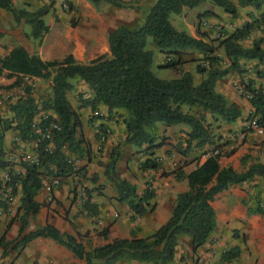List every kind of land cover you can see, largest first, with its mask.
I'll use <instances>...</instances> for the list:
<instances>
[{
  "label": "trees",
  "instance_id": "obj_1",
  "mask_svg": "<svg viewBox=\"0 0 264 264\" xmlns=\"http://www.w3.org/2000/svg\"><path fill=\"white\" fill-rule=\"evenodd\" d=\"M87 1L93 5L102 1L120 8L133 5L131 1L126 0ZM202 1L204 0H154L137 28L116 27L107 36L108 54H99L86 63L76 61L71 54L60 59L43 60L19 44L0 57V75L13 78L9 85H0V90L23 87V96L17 97L8 105L10 117H0V169L9 168L4 185L9 187V197L19 192L17 206L10 218L18 221L17 234L12 240L1 238L4 241L2 254L21 250L33 238L47 237L67 248L74 257L83 260L84 264H113L119 259L166 264L174 257L178 236L189 237L192 253L208 240L215 225L214 210L210 203L218 192L229 186L248 182L254 176L264 179V162L249 163L242 170H236L230 165H220L219 146L214 144L215 136L210 126L217 120L231 123L239 116L236 105L214 90V82L231 69L240 73L241 59L263 63V38L254 39L249 46H242L237 42L251 31V22L235 27L231 33L218 41H204L200 37L174 29L168 20L169 14L179 13L182 7H195ZM208 1L231 17L236 15V6L259 8L263 3V0H236V4L231 0ZM0 8L10 13L16 26L22 23L31 25L30 35L33 38L48 29L41 17L49 11V6L42 5L34 10H26L24 7L14 6L11 0H0ZM210 13L204 11L197 19ZM260 22L264 26V18H260ZM24 36L27 37L25 33ZM146 36H150L153 44L165 54L162 67L175 69L177 65L188 60L185 58L186 51L200 53V62L196 64L195 70L204 74L202 79L193 84L191 74L187 71L172 79L154 76L150 70L151 52L144 48ZM218 49L222 50L228 62L226 67L217 66ZM255 73L257 77L264 79V69L259 68ZM30 77L49 81L47 94L42 98L39 107L29 91V86L25 85V80ZM73 79L85 83L90 90L88 97L84 98L78 94L79 106H89L93 110L98 104H102L106 106L108 113L113 108L124 111L121 114L125 130L123 142L141 149L145 155L140 163L142 169L157 171L160 166L155 152L162 142L156 136V123L184 124L189 128L184 133L185 138L175 148L182 156L189 153L191 146L201 150L204 144H213L209 150H215L216 153L206 155L208 150H201L190 160L195 163L185 174L186 190L176 194L169 217L148 235L137 237L132 232L129 237L113 238L86 250L77 234L60 232L47 222L33 225L39 209V203L34 197L41 188L42 180L49 176L61 180L85 173L84 166L74 168L68 157L71 155L69 153L81 156L83 152L81 140L76 137L80 127L78 113L66 96L73 87ZM241 84L250 94L247 98L252 109L250 116H256L258 123L263 125L262 87L253 86L254 81L251 79ZM182 105L187 106L188 110L182 111ZM194 109L208 113L211 122L197 115ZM46 110H50L54 116L46 114ZM40 111L45 112V115H41L39 122L34 123L33 118ZM50 124H55L56 127H50ZM7 129L15 130L22 141L34 142L32 152L35 158L33 161L20 162L21 172L15 173L3 159V140ZM45 133H48L49 137H45ZM101 135L104 137L102 133L98 140ZM200 155L204 156L201 161ZM118 157L119 153L114 147L103 173L114 181L115 199L128 204L132 212L130 218L133 219L151 209L148 201L153 196V189L149 182H145L141 193L135 194L132 184L115 175ZM178 171L177 176L182 174L181 170ZM83 191L85 198L82 207L88 215H95L97 208L90 201L89 190ZM242 203L246 207L247 215L264 216V207L259 201L253 206L243 201ZM0 205L6 207L1 200ZM99 234L105 238L106 230H101ZM238 254L239 248L232 246L220 253V260L228 262Z\"/></svg>",
  "mask_w": 264,
  "mask_h": 264
},
{
  "label": "crops",
  "instance_id": "obj_2",
  "mask_svg": "<svg viewBox=\"0 0 264 264\" xmlns=\"http://www.w3.org/2000/svg\"><path fill=\"white\" fill-rule=\"evenodd\" d=\"M11 1L15 6L21 7L25 0H19V3H16L15 0ZM73 1L74 7L70 9L68 14V16L73 14L76 20L73 32H57L53 38H48L50 24H53V21L55 22V17L48 11L43 15L48 17V21L50 20V24H47L48 31L41 33L38 37L33 38L30 32H14L16 28L13 29V25H10L6 31L2 29L3 32H0V57L19 44L29 52L37 54L43 60L60 59L67 54H71L76 61L86 63L99 54H108L107 36L116 27L137 28L143 21L142 9L147 6L149 8L154 0H126L135 1L136 3L133 7L123 8L108 3L93 5L86 0ZM231 1L236 4V0ZM44 4H47V0H39L34 9ZM205 5L206 9L204 10L211 13L199 20L197 16L201 13H191L189 10L191 8L182 7L179 13H175V23L185 26V28L182 27L183 30L178 31H184L193 37H200L204 41L210 39L218 41L231 33L235 27H239L246 22H251L253 25L258 23V29L254 25L248 35L237 42L242 46H249L254 39L263 38L261 47L264 48V26L260 22V18H264V0L259 8L236 6L234 17H231L210 1ZM52 7H54L53 4ZM7 12L0 8V17H4L9 21ZM53 12L56 18L61 20L59 11L56 8ZM219 25H222L227 32H215V29L220 30ZM158 51L159 57L156 66L164 68L162 65L165 61V54L160 50ZM216 54L219 57L217 66L226 67L228 62L222 50L218 49ZM199 58H201V54L195 52L191 58L193 60H187L177 65L175 69L173 68V78L178 77L181 72L187 71L191 74L193 84L198 83L204 76V74L197 73L195 70L196 64L200 62ZM152 61L151 54V63ZM239 62L242 69L240 73L231 69L224 76L217 78L213 86L217 93L221 94L228 102L236 105L239 116L231 123L217 120L210 125L215 136L214 144L219 146V150L229 148L226 155L219 156L218 162L223 159L222 166L230 165L236 170H238L237 161L241 156H246V164L251 163V161L264 162V134L258 135L252 131H246L243 135L245 140L242 143L234 142L235 138H239L237 134L243 129L252 110L247 98L242 93H238L237 87L242 82L246 83L248 79H251L254 81L253 86L260 85L264 91V79L257 77L255 73L259 68L264 69V62L259 64L256 60L244 59ZM255 64H258V66L253 68L252 66ZM12 79L0 75V85H7L12 82ZM26 80H30V85L34 86L36 90L47 87L49 83L48 80L44 82L43 79L37 77H30ZM80 88L84 90L82 97L90 96L88 86L79 80H74L73 87L66 93V96L71 106L78 113L80 120L78 129V135L80 134V136L78 138L83 139L80 143L83 152L79 156V160L74 158V163L79 164L76 165L77 167L84 166L85 173L82 176H72V178L80 180L78 184L71 182V176L62 178L59 184L51 190V201H46V191L44 189H38L34 198L39 203V209L35 215L33 225H42L47 222L60 232L77 234L83 245L82 236H91L93 233L97 235L101 229L106 230V235L105 238L99 236L101 238L100 245L113 238L129 237L132 232L137 237L148 235L169 217L176 194L187 188L185 174L193 167L195 161H190L191 158L187 161L185 167H177L176 161L182 155L178 154L175 148L185 138L184 133L189 128L184 124L164 125L163 123H156V136L161 139L162 145L156 150L155 155L160 159L161 164L157 169V173L153 170L142 169L140 163L144 160L145 155L140 151L141 149L123 142L125 130L122 123L123 115L121 114L124 111L113 108L108 113L106 106L102 104H98L93 110L89 106H79L78 99L71 101L70 96ZM181 110L187 111V106L182 105ZM194 110L197 111V115L199 114L208 122H211L208 113L199 109ZM46 114L53 115L50 110H46ZM41 115L44 116L45 113L43 114V111H40L34 116V123L39 122ZM103 130L104 132H102ZM102 133L104 139L100 143L98 136ZM5 137L6 134L4 133V146L6 145ZM193 143L194 141L191 144ZM114 147L117 148L119 153L115 163V175L132 184L137 195L143 190L147 179L151 182L153 188V196L148 201L151 209L133 219L130 218L132 212L128 204L115 199L114 181L108 179L103 173L110 152ZM210 147H213V144H204L201 150H208ZM201 150L191 146L189 153L195 154ZM69 154H71L70 157L76 156L72 153ZM203 157V155H200V161ZM182 158L184 157L182 156ZM178 170L182 171L179 176L176 175L179 172ZM159 171H162L163 175H160ZM152 176L153 179H151ZM259 179L261 178L254 176L250 182L259 183ZM244 183L229 186L215 195L210 203L214 210V228H222L226 237L229 236L232 229L237 230L236 234L240 232L239 236L242 239L241 246H238L240 252L233 258L232 263L264 264V217L259 214H246V207L242 201L247 202L249 198L253 200L255 190L250 188L244 190ZM84 189L89 190L90 201L96 205L97 213L95 215H88L82 207L85 198ZM258 189L260 190L259 196L263 200L260 204L264 207V188ZM18 196L19 192L11 197L8 206L11 212L10 215H13L15 211ZM17 230L18 221L10 219L8 213L0 212V236H3L5 240H12L15 238ZM94 230L96 231L94 232ZM185 237L188 239L190 252V239L187 235H180L177 240ZM3 248L4 246L0 245V251ZM200 248L201 246L198 247V249ZM176 250L177 247H175L173 259L166 264H185L186 260L184 262L177 258ZM200 255L198 264H207V261L218 259L215 257L206 259L205 255L202 253ZM1 261H6V264H84L83 260L74 257L67 248L47 237L33 238L21 250L9 251L0 258ZM113 264H149V262L119 259Z\"/></svg>",
  "mask_w": 264,
  "mask_h": 264
},
{
  "label": "rangeland",
  "instance_id": "obj_3",
  "mask_svg": "<svg viewBox=\"0 0 264 264\" xmlns=\"http://www.w3.org/2000/svg\"><path fill=\"white\" fill-rule=\"evenodd\" d=\"M16 3H19V0H15ZM39 0H25L23 5L21 7H24L26 10H34V7L38 4ZM87 1V0H86ZM34 2V3H32ZM88 2V1H87ZM133 3V5H135V1H131ZM209 1H203L200 4H198L195 7H192L191 9H189L191 11V13L193 12H199V13H203L206 9V3H208ZM52 4L54 7H52ZM99 4L104 5L105 2H99ZM46 6H49V12L52 16H54V20L53 24H50L48 21V17L42 16L41 19L43 20V22L47 25L48 23L50 24V29H49V37L48 38H53V36L56 35L57 32H73L74 31V27L76 24V20L73 14L69 15V11L71 8L74 7V1L73 0H47V4H44ZM132 5V7H133ZM15 6V5H14ZM42 5H40L39 7H41ZM19 7V6H16ZM57 9L59 11L60 14V18L61 20H58L56 18V15H54L53 10ZM142 15L143 18L148 10V6L142 9ZM7 14L9 15V21H7L4 17H0V29L3 31L7 30V28H9L10 25H13L14 27H12L13 29L16 28V31L14 32H30L31 31V25L27 24V23H22L19 26L15 25V22L12 18V16L10 15V13L7 12ZM142 18V19H143ZM174 18H176L175 13H170L168 16V20L170 21L171 25L174 27V29L178 30H183V28H185V26L180 25V24H176ZM142 23V21H141ZM256 26V28H259L258 23L254 24ZM253 25V26H254ZM11 28V27H10ZM68 29V31H67ZM219 29L217 30L215 29V32H227L226 30L223 29L222 25H219ZM10 30V29H9ZM48 31V29H47ZM46 31V32H47ZM27 38V37H26ZM218 39V38H217ZM144 48L146 50H149L152 54V63L150 65V70L153 73L154 76H156L157 78L160 79H169V78H173L172 76V72H173V68L171 67H164V68H160L157 67V58L159 57V48H157L152 40L150 36H146V42H145V46ZM195 51H186L185 53V58H187L188 60H190L192 58V56H194ZM258 66V64L253 65V68H256ZM46 80H44L45 82ZM72 82H74V79L72 80ZM10 84V83H9ZM7 84V85H9ZM45 84V83H44ZM25 85L29 86L31 91V94L33 96V98L36 101V104L38 105V107L40 106L41 100L44 96H46L47 94V90L48 87H44L41 90H36L34 88V86L30 85V80H25ZM78 94L82 95L84 94V90L82 88H80L77 92H75L74 94H72L70 96V100L74 101V99L78 98ZM23 96V87H8L5 90H0V117L4 118V117H10V110L8 108V105L13 102L17 97ZM79 102V100H78ZM80 103V102H79ZM45 112H43L44 114ZM6 137V145L4 146V154H3V159L9 163V167H11V169L16 173V172H21L22 168L20 166V162L22 161H33L35 158L34 153L32 152V148L34 146V142H30V141H22L18 138L17 136V132L15 130L12 129H7L5 131ZM80 136V134L78 135V133L76 134V137L78 138ZM82 142V138L80 139ZM244 137L242 138H238L234 140V142L238 143H242L244 141ZM229 148L227 149H222L219 150L220 151V156L222 155H226L228 153ZM176 151V150H175ZM207 151V150H205ZM208 151H210L208 149ZM207 151V152H208ZM168 153H170L169 151H166ZM177 152V151H176ZM179 154V153H178ZM198 155V151L193 154V153H189L186 155H183L184 158L179 157L178 161H176L177 167H185L186 164H184L185 162H187L188 160H190L193 157H196ZM71 155H69L68 157L70 158V160L73 162V166L74 168H78L76 165L78 163H74V158L75 160L78 159L79 160V156H73L70 157ZM175 160V159H174ZM159 163L161 164V162L159 161ZM224 160L221 159V161L219 162L220 165H223ZM252 163V161H251ZM79 165V164H78ZM246 156H241V158H239V160L237 161V169L238 170H242L245 166H246ZM8 167L7 168H2L0 169V200L3 201L6 204V207L3 208L0 205V212H5L8 213V217L11 218L13 215H10V209H9V203L11 202V197L8 196V192H9V187L4 185V181L8 178L7 177V171H8ZM156 173L158 171H155ZM165 172V171H164ZM160 175H163L162 171H159ZM71 182H74V184H78L79 183V179H75L72 178ZM151 179H153V176L151 177ZM259 183L257 182H245L243 184L244 186V190L245 189H253L255 190L254 196H253V200L251 198H249L247 200L248 205H255V202L259 201H263L261 199V196H259L260 194V190L258 188H264V179L261 178L259 179ZM146 182H149L151 184V182L147 179ZM241 185V184H239ZM152 187V185H151ZM246 187V188H245ZM252 187V188H251ZM153 189V188H152ZM245 206V205H244ZM14 214V212H13ZM260 215V214H259ZM263 216V215H261ZM264 217V216H263ZM102 230V229H101ZM96 230H94L95 232ZM237 230H230V234L228 237H226L225 232L222 228L220 227H216L213 229V231L211 232L208 240L201 246L199 250V254H198V250L197 252L195 251L194 253H191V251L189 252V245H188V239L185 238H180L179 240H177V250H176V254H177V258H179L180 261H184L186 260L185 264H198L199 259H200V254L202 253L203 255L206 256V259H212L213 257L218 258L216 260H212V261H207V264H221V263H227L230 264L232 263V260L225 262V261H221L220 260V253L224 250H227L228 248L232 247V246H241L242 243V239L240 238V232L238 234ZM99 234V233H98ZM96 235L95 233H93L91 236H82L81 240L84 243V246L87 250H91V248H93L94 246L100 245V241L101 238L99 235ZM3 236H0V245L4 246V241L1 239ZM4 238V237H3ZM103 244V243H102ZM201 250V251H200ZM240 252V251H239ZM5 254H2V251H0V258L3 257ZM0 264H6V261H1ZM234 264V263H232Z\"/></svg>",
  "mask_w": 264,
  "mask_h": 264
},
{
  "label": "built area",
  "instance_id": "obj_4",
  "mask_svg": "<svg viewBox=\"0 0 264 264\" xmlns=\"http://www.w3.org/2000/svg\"><path fill=\"white\" fill-rule=\"evenodd\" d=\"M237 91H238V93H242L246 98L250 97V94L244 90L242 84L237 87ZM50 127H56V125L50 124ZM246 131H252L255 134L263 135L264 134V124L263 125L259 124L257 121V117L252 115L246 120V123L244 124L243 129L238 132L237 136L243 137L244 132H246ZM44 136L49 137L48 133H45ZM103 139H104V137L101 135L99 137V142H102ZM210 153L214 154V153H216V151L215 150L208 151V152H206V155H208ZM158 161H160L159 158H158ZM59 181L60 180L58 177H52V176H49V177L44 178L42 180L41 188L46 191V196H45L46 201L52 200L51 190L59 184Z\"/></svg>",
  "mask_w": 264,
  "mask_h": 264
}]
</instances>
